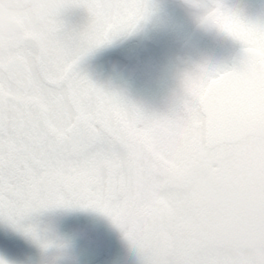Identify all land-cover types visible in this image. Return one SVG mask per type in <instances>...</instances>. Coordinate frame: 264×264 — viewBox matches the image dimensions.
I'll list each match as a JSON object with an SVG mask.
<instances>
[{"label":"snow or ice","instance_id":"6c2138e0","mask_svg":"<svg viewBox=\"0 0 264 264\" xmlns=\"http://www.w3.org/2000/svg\"><path fill=\"white\" fill-rule=\"evenodd\" d=\"M45 21L40 38L0 36V221L39 240L27 223L46 209H95L136 249L141 264H218L197 254L165 223L152 193L180 153L222 140L236 118L264 122V18L210 0L201 23L239 42L231 66L185 72L181 95L148 112L80 70L81 61L152 12L150 0H24ZM195 4V0H193ZM199 6V5H196ZM72 9L87 22L66 20ZM0 264H14L0 255Z\"/></svg>","mask_w":264,"mask_h":264},{"label":"flooded vegetation","instance_id":"af4514ba","mask_svg":"<svg viewBox=\"0 0 264 264\" xmlns=\"http://www.w3.org/2000/svg\"><path fill=\"white\" fill-rule=\"evenodd\" d=\"M209 2L150 0L151 14L133 31L92 50L80 70L148 112L168 111L181 95L185 72L204 66L230 67L239 55V42L201 23ZM225 2L246 18H264V0ZM66 20L82 26L86 12L72 9ZM27 223L35 226L39 240L0 221V255L14 264H141L123 232L95 209H46Z\"/></svg>","mask_w":264,"mask_h":264},{"label":"clouds","instance_id":"9594fccd","mask_svg":"<svg viewBox=\"0 0 264 264\" xmlns=\"http://www.w3.org/2000/svg\"><path fill=\"white\" fill-rule=\"evenodd\" d=\"M44 18L24 0H0V36L40 38ZM169 230L218 264H264V122L234 119L220 141L180 153L150 198ZM161 258L171 264L175 252Z\"/></svg>","mask_w":264,"mask_h":264},{"label":"water","instance_id":"95a60500","mask_svg":"<svg viewBox=\"0 0 264 264\" xmlns=\"http://www.w3.org/2000/svg\"><path fill=\"white\" fill-rule=\"evenodd\" d=\"M237 119V118H236Z\"/></svg>","mask_w":264,"mask_h":264}]
</instances>
